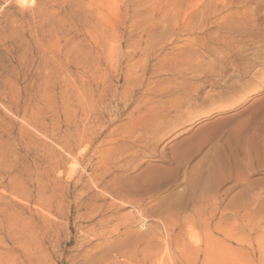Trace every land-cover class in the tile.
Here are the masks:
<instances>
[{
	"label": "rangeland",
	"instance_id": "obj_1",
	"mask_svg": "<svg viewBox=\"0 0 264 264\" xmlns=\"http://www.w3.org/2000/svg\"><path fill=\"white\" fill-rule=\"evenodd\" d=\"M0 264H264V0H0Z\"/></svg>",
	"mask_w": 264,
	"mask_h": 264
},
{
	"label": "bare ground",
	"instance_id": "obj_2",
	"mask_svg": "<svg viewBox=\"0 0 264 264\" xmlns=\"http://www.w3.org/2000/svg\"><path fill=\"white\" fill-rule=\"evenodd\" d=\"M79 141V140H78ZM76 149V148H75ZM224 155V154H223ZM190 157H189V155H188V157H186V158H184V160H182V159H179V160H174V159H172V161L171 162H173L172 164H176V166H175V168L173 169V172L174 173H178L179 172V170H180V167H181V165L183 166L184 164H186L187 162H188V159H189ZM163 162H166V160H162ZM224 162V161H223ZM222 162V163H223ZM103 179V178H102ZM151 184H150V187H148V189H144V190H142V192H144V191H158V189H157V186H158V182H157V180L155 179L154 181H152V182H150ZM111 186V185H110ZM149 186V185H148ZM142 188V187H141ZM139 191H141V190H139ZM114 192V191H113ZM112 192V190H111V192H110V194L111 195H113L115 198H118V199H123V197H125V196H123V193H124V191L122 190V191H116L115 193H113ZM124 200V199H123ZM128 204H133V201H128Z\"/></svg>",
	"mask_w": 264,
	"mask_h": 264
}]
</instances>
